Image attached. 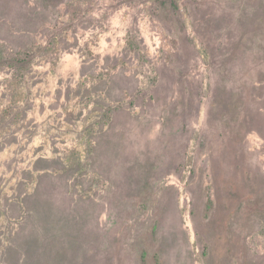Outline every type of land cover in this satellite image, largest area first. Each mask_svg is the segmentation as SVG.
Masks as SVG:
<instances>
[{
    "label": "rangeland",
    "instance_id": "1",
    "mask_svg": "<svg viewBox=\"0 0 264 264\" xmlns=\"http://www.w3.org/2000/svg\"><path fill=\"white\" fill-rule=\"evenodd\" d=\"M0 264H264V0H0Z\"/></svg>",
    "mask_w": 264,
    "mask_h": 264
},
{
    "label": "trees",
    "instance_id": "2",
    "mask_svg": "<svg viewBox=\"0 0 264 264\" xmlns=\"http://www.w3.org/2000/svg\"><path fill=\"white\" fill-rule=\"evenodd\" d=\"M15 63H19V61H18V62L15 61ZM14 66H15V65H14Z\"/></svg>",
    "mask_w": 264,
    "mask_h": 264
}]
</instances>
